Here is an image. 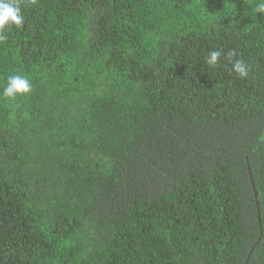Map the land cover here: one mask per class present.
<instances>
[{
  "label": "trees",
  "instance_id": "trees-1",
  "mask_svg": "<svg viewBox=\"0 0 264 264\" xmlns=\"http://www.w3.org/2000/svg\"><path fill=\"white\" fill-rule=\"evenodd\" d=\"M257 2L16 0L24 24L0 42V264H264ZM12 74L29 94L2 95Z\"/></svg>",
  "mask_w": 264,
  "mask_h": 264
},
{
  "label": "clouds",
  "instance_id": "clouds-1",
  "mask_svg": "<svg viewBox=\"0 0 264 264\" xmlns=\"http://www.w3.org/2000/svg\"><path fill=\"white\" fill-rule=\"evenodd\" d=\"M255 11L264 14V0H258ZM24 21L25 17L21 12V8L16 3V0H0V42L6 39L3 34L6 26L20 28L23 26ZM233 55H235V53H229V56ZM220 56L221 51H211L206 58L208 65H217ZM232 69L240 78H247V66L243 61L236 60L232 65ZM31 90L32 85L27 77L12 74L7 78V86L4 88L2 95L6 98H15L16 96H25L29 94Z\"/></svg>",
  "mask_w": 264,
  "mask_h": 264
},
{
  "label": "water",
  "instance_id": "water-1",
  "mask_svg": "<svg viewBox=\"0 0 264 264\" xmlns=\"http://www.w3.org/2000/svg\"><path fill=\"white\" fill-rule=\"evenodd\" d=\"M255 188V187H254Z\"/></svg>",
  "mask_w": 264,
  "mask_h": 264
}]
</instances>
